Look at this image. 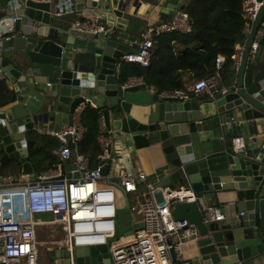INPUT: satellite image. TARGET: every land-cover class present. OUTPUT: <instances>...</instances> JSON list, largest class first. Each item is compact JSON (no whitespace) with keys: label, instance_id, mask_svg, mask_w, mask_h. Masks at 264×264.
<instances>
[{"label":"water","instance_id":"95a60500","mask_svg":"<svg viewBox=\"0 0 264 264\" xmlns=\"http://www.w3.org/2000/svg\"><path fill=\"white\" fill-rule=\"evenodd\" d=\"M13 1L1 0L0 6L7 21L18 17L8 48H0V74L13 88H24L27 81L45 85L51 111L59 109L58 105L68 107V125L74 110L85 103L99 111L107 131L123 136L136 150L159 151L169 166V176L156 187L169 188L179 180L197 197V202L177 204L171 212L175 220H186L199 234L188 264H241L264 254V76L245 83L249 49L264 22V0H257L262 5L246 35L234 86L211 101L219 115L238 111L253 133L252 146L238 154L230 145L215 143L212 132L204 130L199 101L157 95L143 82L120 83L121 57L128 47L114 30H124L128 24L133 0H17L22 3L20 10L14 9ZM59 5L86 17L104 14L111 31L97 34L64 25L55 15ZM177 11L169 4L159 16L169 23ZM258 44L264 45V33ZM73 48L83 50L82 59L72 57ZM142 92L150 97L149 102H143ZM28 106L19 102L0 108V175L14 172L21 183L36 179L29 159L34 144L31 136L52 119L46 110L35 112ZM101 166L100 174L106 176L110 165L102 162ZM72 169L74 165L66 167ZM208 195L216 200L229 196L227 204L233 203L243 215L230 222L204 224L201 205ZM116 226L119 237L143 229L141 218L130 211L127 195L117 212ZM72 259L73 264H111L106 245L77 248ZM47 262L70 264V254L65 248L56 249Z\"/></svg>","mask_w":264,"mask_h":264},{"label":"built area","instance_id":"2783aa9c","mask_svg":"<svg viewBox=\"0 0 264 264\" xmlns=\"http://www.w3.org/2000/svg\"><path fill=\"white\" fill-rule=\"evenodd\" d=\"M34 1L50 3L54 0ZM261 5L257 0H243V12L249 22L246 35ZM68 13L67 10H60L55 15L62 17ZM17 19L12 17L9 20L6 31L1 32L0 29V48L12 39L11 32ZM74 26L97 34L111 31V28L101 23L99 17L92 21H78ZM172 31H189L186 14L178 12L169 23L149 24L140 35V40L134 41L136 50L125 53L121 63L148 66L154 54V37ZM263 33L264 22L255 33L248 62L256 58L260 48L258 42ZM242 51L243 47L233 55L236 72ZM223 62L224 59L218 57L212 76L160 96L183 102L198 100L203 94L214 99L217 94L231 88L225 85L221 87L219 72ZM129 83L135 85L142 81L132 79ZM85 106V103L80 104L74 110L71 125L65 124L56 131L46 132L60 143L49 153L56 161L54 169L37 175L33 182L21 183L17 178L0 177V264H39L42 248L46 250L47 256H53L56 249L65 248L70 254V264H73L72 253L75 249L97 245L108 247L111 264H188L182 248L196 242L199 234L186 220H175L171 212L177 204L197 202L196 194L184 186L159 189L156 185L160 179L156 177L149 183L144 173L121 171L113 175L110 170L114 161L111 149L114 139L119 135L105 129L101 116L98 122L101 154L95 167H92L89 159L76 149L84 135L80 115ZM223 124L240 125L234 118ZM230 146L238 154L248 148V143L243 137L237 136L231 139ZM102 162L110 165L106 176L100 174ZM69 165H74V169L66 170ZM74 174L77 176L74 177ZM141 183L144 189L138 188ZM130 194H134L135 200L130 211L141 218L143 229L114 241L117 236V212L125 205V195L128 198ZM201 206L204 224L220 223L225 219L221 209L208 203ZM42 215H48L49 219L42 221L36 218ZM42 226L50 227L54 234L43 243L37 239Z\"/></svg>","mask_w":264,"mask_h":264},{"label":"trees","instance_id":"16d2710c","mask_svg":"<svg viewBox=\"0 0 264 264\" xmlns=\"http://www.w3.org/2000/svg\"><path fill=\"white\" fill-rule=\"evenodd\" d=\"M180 12L188 17L189 31H172L155 36L154 54L148 66L121 63L118 73L120 83L125 84L132 79L141 80L157 95L181 90L186 87L184 75H192L195 81L212 76L215 73L218 57L224 59L219 72L222 83L236 73L233 55L237 49L243 47L246 30L249 27L243 12V0H186ZM175 45L182 49L176 51ZM12 96V91L3 81H0V108L11 103ZM207 99L210 100L208 97ZM99 118V111L88 104L80 115L84 135L76 149L89 159L92 167H95L97 158L101 154L98 143ZM237 132L232 131L226 137L224 136L228 145L232 138L238 136ZM33 136L34 139L42 142L38 149L46 158L50 149L60 145L57 140L35 134ZM37 153L38 151L32 150L29 158L31 162L34 161L37 164V172L55 168L54 160L37 159L35 158ZM10 174L14 175V172L2 173V177H12ZM182 186L184 184L176 180L169 189ZM138 188L144 189L143 184H138Z\"/></svg>","mask_w":264,"mask_h":264},{"label":"crops","instance_id":"0c3cea01","mask_svg":"<svg viewBox=\"0 0 264 264\" xmlns=\"http://www.w3.org/2000/svg\"><path fill=\"white\" fill-rule=\"evenodd\" d=\"M134 1V3H133ZM132 4L130 5V11L131 14L128 15L127 20L128 24L125 25L124 30H114L115 36L119 37L120 42H122L126 47H128V52L136 50V46L133 44L134 41L140 40V35L144 32V30L147 28L149 24H155L158 22H163V20L159 16V11L164 8L166 5L174 4L176 6V9L178 12H180L181 6L186 2V0H133ZM15 3V8L17 10H20L22 7L20 4L21 1H13ZM2 5L0 0V6ZM60 10H67L69 11L68 14L60 17V21H62V24L68 25V24H75L78 21H92L95 19V17H99L101 20V23L106 25L105 22V15L94 13L91 17H86L81 14H76L72 12V9H68L66 7L61 8L59 5L58 11ZM5 14L4 12H0V29L1 32L7 30L8 26V19H4ZM23 21V20H22ZM24 24V21H23ZM107 26V25H106ZM108 27V26H107ZM110 28V27H109ZM110 32V31H109ZM12 37L15 35L14 32H11ZM10 42H7L3 45V48H8ZM244 46V45H243ZM182 47L175 45V50L179 51ZM73 54L72 57H75V60H80L83 58L80 53L83 51L81 48H73ZM81 51V52H80ZM264 76V45L260 46L258 53L256 55V58L248 62L246 73H245V83L257 80ZM184 81L185 86H190L195 80L193 79L192 75H184ZM236 79V73L233 75H230V77L227 79L226 82L221 83V87L225 86H234V82ZM0 81H3L8 89L12 91V97L13 101L6 105L3 108H7L11 106L12 104H17L19 102H25L27 105L33 106V109L35 112L38 111H44L49 112V116L52 117L44 128H39L35 135L39 137H44L47 139H52L50 136L46 134L49 130H58L62 125L68 124L69 120V109L65 105H58L59 109H56L55 111H51V106L47 105V103L50 101V97L48 95V91L46 90L47 86L45 85H39L32 83L30 81H27V84L24 88L14 89L12 83L9 82L7 78H5L3 75L0 74ZM132 81V80H130ZM148 90L154 92V90L149 89ZM45 91V92H44ZM141 96L143 97V102L147 103L150 100V97L147 96L145 92H142ZM208 96L205 94L201 95V97L197 100L201 103L200 105V111L202 115V121H203V127L205 131H211L214 137L215 143H219L221 146H229L228 141L224 138L227 134L231 133L232 131L236 132L238 131V137H243L247 143L248 146H252V139L254 138V135L251 131L247 128V123L244 122L240 116V113L238 111L234 110V113L231 112H225L222 115H219L216 113V108L212 104V100L207 99ZM210 98V97H208ZM28 106V107H30ZM2 110V109H0ZM230 118H234L239 122V126L235 125H224L223 123L228 121ZM209 119V120H208ZM236 129V130H235ZM34 144L33 149L35 152L38 151V153L35 155V158L43 159L44 161L54 160L49 153L51 152L50 149L47 152V157L42 155V151L40 152V148L42 142L37 141L34 139V136H31ZM56 140V139H54ZM111 154L113 155V163L111 165V172L113 175H117L121 171H128L132 174L137 173H144L149 181H153L155 177H158L160 180L165 179L169 176V166L165 163L163 156L159 153V151H150L147 149L142 150H136L132 144L129 142H126L123 138V136H116L112 143V149ZM55 161V160H54ZM33 163V172L35 176L47 172H37V164L32 161ZM56 163V161H55ZM46 165V164H43ZM56 167V166H55ZM11 175V174H10ZM2 176V175H0ZM13 178H17L20 175H11ZM176 180L173 181L172 184H174ZM228 201H231V198L227 195L224 197H220L217 200L214 196L209 197V195L206 197V203H208L211 206H215L219 209H221L224 212L225 219L221 222H230L237 217L238 213L233 205L227 204ZM264 238V236H262ZM195 249V242L189 243L185 245L182 248V254L185 259H189L194 252ZM46 250L41 249V257L39 260V264H47L48 260L47 254L45 255ZM264 263V254L255 257L249 261L243 262L241 264H262Z\"/></svg>","mask_w":264,"mask_h":264},{"label":"rangeland","instance_id":"374dc122","mask_svg":"<svg viewBox=\"0 0 264 264\" xmlns=\"http://www.w3.org/2000/svg\"><path fill=\"white\" fill-rule=\"evenodd\" d=\"M147 182L150 183L149 180ZM133 196H134V194L128 195V201H129V204H130L131 207L135 204V200L133 199ZM132 214H135V213L132 211ZM36 218L39 219V220H42V221H46L47 219H49L48 215L37 216ZM53 235L54 234L52 233V229L50 227L42 226L41 228H39L38 238L37 239H38L39 242L43 243V242H46L47 240L51 239ZM60 237H61V234H60ZM118 237L119 236L117 234V236H116L114 241L121 240ZM40 256H41V254H40ZM49 259H50V256L48 255L46 260H49Z\"/></svg>","mask_w":264,"mask_h":264}]
</instances>
